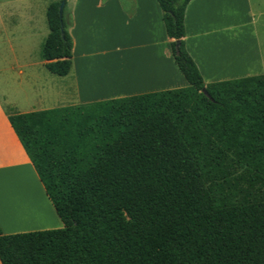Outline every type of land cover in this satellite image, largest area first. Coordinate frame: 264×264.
<instances>
[{"label":"trees","instance_id":"1","mask_svg":"<svg viewBox=\"0 0 264 264\" xmlns=\"http://www.w3.org/2000/svg\"><path fill=\"white\" fill-rule=\"evenodd\" d=\"M62 1L42 46L59 77ZM190 1L156 0L187 87L5 109L63 227L0 231L1 264H264V75L205 84L183 40Z\"/></svg>","mask_w":264,"mask_h":264},{"label":"crops","instance_id":"2","mask_svg":"<svg viewBox=\"0 0 264 264\" xmlns=\"http://www.w3.org/2000/svg\"><path fill=\"white\" fill-rule=\"evenodd\" d=\"M33 3L0 1V43L22 33L23 25L33 32ZM64 14L72 39L71 70L65 78L72 81L63 85L73 94L63 106L188 86L172 56L173 40L156 0H67ZM184 31L185 48L205 84L264 75V0H191ZM4 97L0 95V231L60 229L63 224L9 123Z\"/></svg>","mask_w":264,"mask_h":264},{"label":"rangeland","instance_id":"3","mask_svg":"<svg viewBox=\"0 0 264 264\" xmlns=\"http://www.w3.org/2000/svg\"><path fill=\"white\" fill-rule=\"evenodd\" d=\"M59 1L32 0L35 22L29 26L33 27V32L28 25H23L22 33L19 31L18 35L0 43V95L5 94V109L18 113L52 109L65 105V97L73 94V91L67 92L63 85L64 82L70 84L71 78L51 74L45 69L42 59V46L49 33L46 11L49 4Z\"/></svg>","mask_w":264,"mask_h":264},{"label":"water","instance_id":"4","mask_svg":"<svg viewBox=\"0 0 264 264\" xmlns=\"http://www.w3.org/2000/svg\"><path fill=\"white\" fill-rule=\"evenodd\" d=\"M64 6H65V1H62L60 3V6H59V16L60 17H62V15H63V8H64ZM203 92L206 93L205 90H203Z\"/></svg>","mask_w":264,"mask_h":264}]
</instances>
